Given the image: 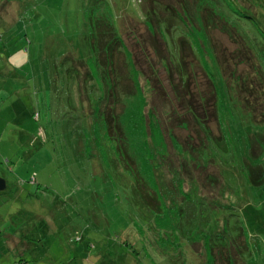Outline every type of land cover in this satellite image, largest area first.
<instances>
[{
	"label": "rangeland",
	"instance_id": "rangeland-1",
	"mask_svg": "<svg viewBox=\"0 0 264 264\" xmlns=\"http://www.w3.org/2000/svg\"><path fill=\"white\" fill-rule=\"evenodd\" d=\"M147 3L156 4V10L163 13L161 0H0V178L5 181V188L0 190V264H9L16 257L29 260V256L35 264H130L128 258L133 264H160L167 259H144L141 254L117 257L116 252L126 251L140 235L147 242L170 232L199 239L201 245L217 244L216 240H200L197 233L215 228L235 253L245 246L244 264H264V181L253 186L246 174L249 163L264 170V142L260 154L250 151V145L263 134L253 131L251 115L239 109L228 94L217 99L223 135L217 143L223 150L216 148L215 153L224 187L216 179L200 180L202 172L197 175L200 167L196 164L182 168L200 180L203 199L191 195L182 203L180 197L173 201L171 196L176 193L153 183L146 161L153 159L150 149L154 140L142 121H133L139 118L140 106L119 119L122 137L105 132L102 106L113 96L104 95L106 81L102 85L93 77L83 79V68L76 60L93 70L89 57L97 30L91 21L102 14V19H114V25L118 20L121 36L137 55L136 66L145 71L151 85L159 79L166 86L167 76L160 62L163 51L153 50L152 38L140 23L150 15ZM186 3L188 13L198 14L208 27V35L225 52L238 43L222 31L219 19L237 23L240 32L246 26L239 16H250L254 30L264 31V0ZM174 24L170 34L173 41L165 36L172 62L176 61L172 44L182 35L181 24ZM135 38L144 40L142 47L134 44ZM250 45L264 61V36ZM140 49L147 54L146 59ZM208 65L214 85L221 91L210 58ZM128 71L136 87L134 82L139 77L130 65ZM216 129H212L215 137ZM207 143L214 144L215 140ZM176 159L167 158L173 167ZM143 174L160 206L159 214L153 213L155 208L139 207L138 179ZM186 245L182 248L186 264L205 259L199 243L193 244L194 250L187 255Z\"/></svg>",
	"mask_w": 264,
	"mask_h": 264
},
{
	"label": "trees",
	"instance_id": "trees-1",
	"mask_svg": "<svg viewBox=\"0 0 264 264\" xmlns=\"http://www.w3.org/2000/svg\"><path fill=\"white\" fill-rule=\"evenodd\" d=\"M161 2L163 13L156 10V4L152 6L151 3H147L145 8L148 9L150 15H145L140 23L144 24L152 38L150 45L153 50L158 53L163 51L160 54L162 56L160 62L167 76L166 86L159 79L156 80L155 85H151L150 78L145 77V71L136 66L134 58H137V55L128 48L121 36L118 20L114 25V19L105 16L102 19V14H98L100 19L91 21L94 30H97L96 38H93L91 42L89 57L93 70L91 69L90 72L87 64L81 60H76V64L83 68L81 74L83 79L95 78L101 81L102 85H104L103 82H107L104 95L113 96V100H109L106 106H102L104 115L101 120L106 133H114L116 136L122 137L119 119L128 112H135L132 109L136 105L140 106L137 112L139 118H135L133 121L135 124H140L139 120L142 121L147 130L146 133H150L149 137L154 140L150 149L153 159L146 161L150 167L152 181L159 185H166L170 191L176 193L171 196V200L174 201L176 197H180L182 203L185 197L191 198V195L198 199L205 198V195L199 192L202 177L209 180L216 179L224 187L216 159L218 149L223 150V145L217 143L223 138L217 109V99L220 95L224 97L228 94L237 103L239 109L248 112L255 123L250 127H254L255 133L260 132L264 136V61L252 51L250 45L251 42L259 40L260 35L264 36V31L259 28H255L257 32L254 30V20L250 16H239L246 26L240 32L236 27L237 23L219 19L222 22V31L229 34L230 38L238 43V46H235L233 50L225 52L208 35V27L198 14L188 13L186 0H161ZM174 23L181 24L182 35L176 36V40L172 44V49L174 48L176 51V61L172 62L165 36L170 43L173 41L170 34L173 31ZM233 33L235 37H232ZM135 39L134 44L142 47L144 40ZM141 50L143 49H140V54L146 59L147 54ZM209 58L212 66L216 67L218 81L222 87L221 91L217 90L216 84L214 85V78L208 65ZM129 65L139 77V81L137 78V82H134L136 87L133 86V81L129 78ZM158 76L157 74L156 77ZM144 77L145 81L143 82ZM83 87L82 95L85 98V83ZM162 116H164L163 121ZM255 117L258 119L255 120ZM166 122L168 123L166 124ZM213 123H215L214 127L211 125ZM213 128H217L218 135L216 137L212 134ZM180 135H183L182 140L179 139ZM262 136L259 135L256 143L250 145V151L254 155L261 153V146L264 142ZM111 137L114 138V135ZM166 139L170 144L169 149L166 148ZM211 139L215 140L214 144L207 143ZM205 152H209V155H206ZM169 156L177 158L174 167L171 165L173 164L172 160L169 162L167 160ZM131 164L133 167L136 165L132 162ZM193 164L200 167V169L197 168L199 170L197 175L202 172L200 180H197L191 170L182 169L190 168ZM208 166L212 168L208 169ZM215 166L217 169L214 168ZM248 166L250 169L246 174L249 183L253 186L262 184L264 181L262 166H254L251 163ZM179 167L180 169H178ZM181 169L182 171H180ZM206 169L208 173L205 172ZM213 172L216 174H212ZM144 174L138 179L142 198V204L139 203V207L155 208L156 211L153 213L159 214L160 206H157L158 204L146 186ZM32 180L34 183L35 176ZM197 233H200V240L208 242L216 240L217 244L201 245L199 239L195 241L190 236L189 238L186 235H171V232L169 236L164 234L158 238L149 239L147 242L140 235L142 238L140 236L137 238L138 246L136 241H133L132 244L127 242L129 245L126 246V251L123 253L117 251L119 253L116 252V255L117 257L122 255L136 257L141 254L146 256L144 259L152 257L167 259L168 262L161 261L160 264H186L182 248L187 243L185 249L187 255L194 250L192 245L199 243L200 249L203 247L205 259H199L196 264L199 262L201 264H244L242 252L245 246H240L238 253H235L233 247L225 242L220 233H217L216 228L199 230ZM222 241L227 245H221ZM111 255L113 254L111 253ZM128 261L133 264L132 259L128 258ZM9 264H35V260L30 256L29 260L16 257L11 258Z\"/></svg>",
	"mask_w": 264,
	"mask_h": 264
},
{
	"label": "water",
	"instance_id": "water-1",
	"mask_svg": "<svg viewBox=\"0 0 264 264\" xmlns=\"http://www.w3.org/2000/svg\"><path fill=\"white\" fill-rule=\"evenodd\" d=\"M3 188H5V181L4 179L0 178V190H2Z\"/></svg>",
	"mask_w": 264,
	"mask_h": 264
}]
</instances>
